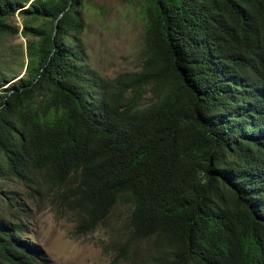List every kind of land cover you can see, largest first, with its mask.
Wrapping results in <instances>:
<instances>
[{
  "label": "trees",
  "instance_id": "1",
  "mask_svg": "<svg viewBox=\"0 0 264 264\" xmlns=\"http://www.w3.org/2000/svg\"><path fill=\"white\" fill-rule=\"evenodd\" d=\"M143 1L140 68L106 79L83 0H0V41L16 12L26 38L24 73L0 70V195L7 179L70 191L78 232L111 227L123 257L146 244L129 264H264V132L240 127L264 85V0ZM33 253L0 214V264Z\"/></svg>",
  "mask_w": 264,
  "mask_h": 264
},
{
  "label": "rangeland",
  "instance_id": "2",
  "mask_svg": "<svg viewBox=\"0 0 264 264\" xmlns=\"http://www.w3.org/2000/svg\"><path fill=\"white\" fill-rule=\"evenodd\" d=\"M143 0H83L81 16L84 26L79 32L89 65L101 76L112 79L124 71L140 68L143 54ZM9 21L18 25V34H7L0 41V70L11 79L24 73L19 65L25 62V40L20 33L22 16L16 12ZM4 85V86H6ZM0 212L9 216L11 210L28 213L34 226L36 242L47 253V264H129L139 259L145 243H131L126 257L120 256L114 242L118 239L112 229L100 225L93 231L75 230V212L52 198L37 194L31 197L17 181H3ZM10 196V198H8ZM14 205L7 209V202ZM16 206V207H15ZM124 207L107 223L122 222Z\"/></svg>",
  "mask_w": 264,
  "mask_h": 264
},
{
  "label": "clouds",
  "instance_id": "3",
  "mask_svg": "<svg viewBox=\"0 0 264 264\" xmlns=\"http://www.w3.org/2000/svg\"><path fill=\"white\" fill-rule=\"evenodd\" d=\"M246 93L250 95L251 101L247 108V112L243 115V119H241L240 122L242 134L243 136L249 137L259 136L264 132V85L261 87H251ZM50 196L55 198L59 203L69 207L70 211L75 212L76 215V209L71 205L73 195L70 191L58 190L55 195ZM12 207L13 206L9 207V209ZM21 210L23 211L16 212L11 210L9 216H4L3 213L0 212V214L3 215L4 224L13 237V247L22 257L26 255L28 250H34V253L26 260L31 261L34 259L38 264H47L49 262L47 253L41 245L35 241L37 235L34 234V226H31L32 219L28 213H24V209ZM77 224L78 217L76 215L74 224L75 230H77Z\"/></svg>",
  "mask_w": 264,
  "mask_h": 264
}]
</instances>
